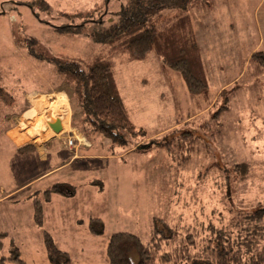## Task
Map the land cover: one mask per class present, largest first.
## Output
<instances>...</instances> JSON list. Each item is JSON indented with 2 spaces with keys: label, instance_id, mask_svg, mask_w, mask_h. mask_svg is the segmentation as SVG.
<instances>
[{
  "label": "rangeland",
  "instance_id": "rangeland-1",
  "mask_svg": "<svg viewBox=\"0 0 264 264\" xmlns=\"http://www.w3.org/2000/svg\"><path fill=\"white\" fill-rule=\"evenodd\" d=\"M14 1L21 0H0V85L16 98L11 106L0 99V135L8 125V114L15 116L14 127L24 122L23 133L33 127L34 122L25 121L17 108L25 100L30 106L31 99L41 93L30 92L24 97L25 91L56 88V93L50 95L55 97L54 102L50 103L47 95H42L44 99L39 101L45 103L37 101L35 105L32 100L30 110L33 108L38 115L41 111L36 120L43 126L50 111L55 115L50 120L60 121L62 129L56 133L46 122L40 135L34 134L24 141L34 142L35 139V145H40L39 149L36 147L37 155L50 153V164L64 162L65 156L73 154L76 158L71 161L81 160L58 169L16 194L15 199L19 200L22 195L29 194L31 219L28 217L29 206L8 202L12 204L5 209L8 221L0 223L10 226L11 231L9 236L0 237V257L8 255L9 245L13 242L26 264H51L43 241L44 232H48L57 247L68 253L70 264H108L106 245L108 237L115 231H130L147 241L154 218L180 224L209 218L213 225L219 226L221 221H234L246 209L264 206V65L260 61L251 59L250 55L243 75L215 91L212 98L209 84L206 100L196 102L188 92L195 101L196 114L188 111L186 100L180 98L175 92L176 86L169 80V94L167 91L168 96L162 101L167 104V110L162 105L161 108L172 118L169 124L173 123V126L151 136L152 129L148 132L134 120L146 131V137L133 140L142 147L121 149L110 140L102 142L97 136L89 140L78 126L73 125L74 120L80 119V111L75 104L72 108V85L59 79L51 63L29 55L23 41L25 37L35 36L38 41L35 50L48 55L87 57L96 47L84 35L56 33L52 26L39 21L28 6ZM118 4L119 0H111L112 7ZM201 7L204 6L198 8ZM47 17L55 21L54 15ZM253 42H244L241 48L248 49ZM151 54L161 66L158 56ZM63 95L65 104L58 101ZM223 104L225 106L219 111L220 122L209 119ZM65 113L68 120L63 123ZM205 122L210 124L209 130L200 128ZM210 127L216 129L213 135ZM182 131H191L196 138L190 140L191 144L185 141L184 151L175 156L166 147L151 142V139H158V142L172 140ZM68 137L72 144L67 143ZM43 141H49L46 145L51 149L42 146ZM32 147L29 144L18 157L9 156L8 161H2L8 165V172L3 173L2 178L0 176V183L13 184L10 177L14 172L16 174L20 167L28 164L33 165ZM186 151L188 155L183 158ZM236 164H244L243 169L238 168L240 174L235 170ZM22 175L16 177L21 180ZM55 185L59 191L54 190ZM38 186H45V189L35 193ZM48 188L50 195L45 194ZM36 197L42 204L41 225L33 220V198ZM13 218L22 220L17 222ZM13 222L16 227L12 226ZM90 227L96 232H91Z\"/></svg>",
  "mask_w": 264,
  "mask_h": 264
},
{
  "label": "trees",
  "instance_id": "trees-1",
  "mask_svg": "<svg viewBox=\"0 0 264 264\" xmlns=\"http://www.w3.org/2000/svg\"><path fill=\"white\" fill-rule=\"evenodd\" d=\"M14 2L28 6L39 21L52 26L56 33L84 35L96 47L87 57L48 55L35 50L38 43L35 36L25 37L23 41L29 55L51 63L59 79L72 85V108L75 104L80 111V119L72 123L91 141L97 136L102 142L110 140L121 149L142 147L133 140L146 137V131L133 119L119 68L123 64L144 62L150 53L158 56L164 69H172L180 75L196 102L209 97L191 13L199 6L207 7L210 0H119L116 7L111 6V0ZM49 15L50 18L55 16L54 22L49 20ZM251 59L264 65V50H255ZM0 99L9 106L15 102L13 95L2 85ZM224 106L221 105L209 119L220 122L219 111ZM209 125L205 122L200 128L209 130ZM214 130L215 127L211 128L212 135ZM176 136L168 141L151 139V142L166 147L175 156L184 151L185 141L191 144L190 140L196 138L191 131H182ZM26 146L29 144L20 149ZM187 155L186 151L182 157ZM242 165L236 164L235 170H239V174ZM51 189H46L45 194L50 195ZM54 190L60 189L55 185ZM33 203V220L41 225V201L36 197ZM189 222L180 224L154 218L147 241L130 231L113 232L106 245L108 264H264V244L261 245L264 241V206L246 209L234 221H221L219 226L213 225L209 218ZM90 231L96 232L93 227ZM4 235L0 233V237ZM43 239L51 264H70L68 253L57 247L48 232H44ZM8 250L7 256L0 257V264H26L13 242Z\"/></svg>",
  "mask_w": 264,
  "mask_h": 264
},
{
  "label": "crops",
  "instance_id": "crops-1",
  "mask_svg": "<svg viewBox=\"0 0 264 264\" xmlns=\"http://www.w3.org/2000/svg\"><path fill=\"white\" fill-rule=\"evenodd\" d=\"M263 6L264 0H210L209 6L192 11L191 20L193 32L200 47L211 98L214 96L215 91L233 83L243 75L247 69V62L252 52L257 49L264 50ZM247 41L254 42L250 48L243 50L241 47L243 43ZM119 77L134 120L148 132L152 129V132H150L151 136H155L173 126V123L169 124L172 118L170 119L169 115L163 112V109L167 110V104L162 103L163 99L169 94L168 84L170 81L176 86L175 92L179 94L180 98L186 100L187 105H189L188 111L196 114V106L194 107L195 101L186 90L180 75L160 66L155 56L151 53L148 60L145 62L123 65L120 69ZM54 90H56V88L47 91L35 89L28 90L24 92V97H27L28 94L32 92H39L41 93L40 96L47 95L48 100L52 101L55 97H50V95L56 93ZM31 101L30 106L25 100L17 108L20 114L22 113V118L25 120L27 118V112L30 111L32 105ZM38 103L45 102H40L38 100ZM167 103H169V100H167ZM46 108H48V106ZM31 109L33 110V108ZM48 112L50 113V111ZM66 114L67 113L62 115V117H65ZM51 116L55 115L51 113V115L46 116L44 126L41 125L42 122L36 120L37 118L34 120H28L27 118V122L33 121L34 125L30 129V132L26 131L23 133L22 127L24 122H20L19 125L14 127L13 121L15 120V116L13 117L12 114H8V125L3 129L0 135L1 178L3 173L8 172L6 171L8 165L5 166V163L3 164L2 161L4 160L6 162V159L8 161L9 156L18 157V155H21L22 150L20 147L24 144H31L34 146L32 147V156L35 162L32 163V166L28 164L27 167H20L19 171H16L17 175L23 174L21 180H19L20 177H16L17 175L14 172V176L10 177L11 181L14 182L13 184H6L7 181L0 183V222L8 221L6 218L8 214L5 213V209L12 205L8 203L9 201L13 202L15 205L24 204L25 207L26 205L27 207L29 206L28 217L31 219L32 203H30L29 198H27L29 194L19 197L21 200L15 199L16 194L31 187L32 184L44 180L47 176L54 174L58 169H62V167L64 168L76 160H81L78 158L71 161L73 158H76V154H73L69 157L65 156L64 162L50 164L48 163L52 157L50 153H46V155L43 156L37 155L36 147L39 149L40 145H38V143L35 145V139L33 140L34 142L24 141L25 138L31 137L34 134L38 133L40 135V129L45 128L46 122L49 123L52 121L50 120ZM54 120L57 121L56 119ZM67 120L68 117L62 118L63 123L67 122ZM13 127L14 129H12ZM11 129L13 130L12 133H10ZM21 140L24 142H21ZM47 142L49 141H43L41 145L45 146ZM46 146L49 148L51 147L49 145ZM5 155L7 157H5ZM80 156H82V154ZM42 167H44V169H41ZM35 169H39L40 171H35ZM41 189L44 190L45 186L44 188L40 186L35 188V193H38ZM11 198H13V200ZM25 198H27V200ZM9 218L11 217L9 216ZM13 220L20 222L22 219L13 218ZM23 221L25 220L23 219ZM29 224L31 225V220H29ZM12 226L16 227L14 222ZM10 229V226H4V223H0V233H4V236H9ZM17 230L21 231L20 229Z\"/></svg>",
  "mask_w": 264,
  "mask_h": 264
},
{
  "label": "bare ground",
  "instance_id": "bare-ground-1",
  "mask_svg": "<svg viewBox=\"0 0 264 264\" xmlns=\"http://www.w3.org/2000/svg\"><path fill=\"white\" fill-rule=\"evenodd\" d=\"M40 99H44L43 98V96H37L36 98L34 97V98H32L31 100H33V103L35 104V105H37V101L38 100H40ZM55 100H53L52 102H54ZM58 101L59 102H62V104H65V101H66V99H65V97H64V95L63 96H59V98H58ZM57 100H56V103L58 102ZM50 103H51V101H50ZM61 104V103H60ZM61 106V105H60ZM40 112L41 111H39V114H40ZM38 112H36V111H33V110H30V111H28L27 112V118H28V120H34V119H36L38 116V114H37ZM49 115H51V112L50 113H48ZM26 118V117H25ZM27 118H26V120L25 121H27ZM51 122H54V121H51ZM29 132H30V129L28 130Z\"/></svg>",
  "mask_w": 264,
  "mask_h": 264
},
{
  "label": "water",
  "instance_id": "water-1",
  "mask_svg": "<svg viewBox=\"0 0 264 264\" xmlns=\"http://www.w3.org/2000/svg\"><path fill=\"white\" fill-rule=\"evenodd\" d=\"M48 125L56 133L62 129V125L60 121L49 122Z\"/></svg>",
  "mask_w": 264,
  "mask_h": 264
},
{
  "label": "built area",
  "instance_id": "built-area-1",
  "mask_svg": "<svg viewBox=\"0 0 264 264\" xmlns=\"http://www.w3.org/2000/svg\"><path fill=\"white\" fill-rule=\"evenodd\" d=\"M67 143H68V144H72V139H71L70 137H68V139H67Z\"/></svg>",
  "mask_w": 264,
  "mask_h": 264
}]
</instances>
